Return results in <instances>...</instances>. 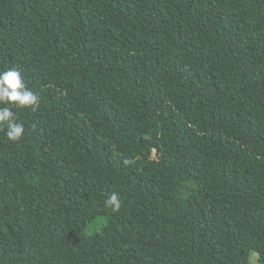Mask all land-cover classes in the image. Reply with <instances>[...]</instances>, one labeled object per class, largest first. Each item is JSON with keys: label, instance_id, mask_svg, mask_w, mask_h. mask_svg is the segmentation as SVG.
Returning <instances> with one entry per match:
<instances>
[{"label": "trees", "instance_id": "trees-1", "mask_svg": "<svg viewBox=\"0 0 264 264\" xmlns=\"http://www.w3.org/2000/svg\"><path fill=\"white\" fill-rule=\"evenodd\" d=\"M48 55L0 264H264V0H0V71Z\"/></svg>", "mask_w": 264, "mask_h": 264}, {"label": "clouds", "instance_id": "clouds-1", "mask_svg": "<svg viewBox=\"0 0 264 264\" xmlns=\"http://www.w3.org/2000/svg\"><path fill=\"white\" fill-rule=\"evenodd\" d=\"M39 102V95L28 87L19 68L11 67L0 71V126L6 127L5 135L9 141H19L25 131L23 123L18 122L12 108H35ZM104 203L105 207H110L113 211H118L121 207V200L115 192ZM249 264H254L252 257H249Z\"/></svg>", "mask_w": 264, "mask_h": 264}, {"label": "rangeland", "instance_id": "rangeland-1", "mask_svg": "<svg viewBox=\"0 0 264 264\" xmlns=\"http://www.w3.org/2000/svg\"><path fill=\"white\" fill-rule=\"evenodd\" d=\"M53 68V55H48L43 59L30 62L20 67L28 87L33 90L35 87L44 83L49 78V74ZM254 254H252L253 256ZM251 256V255H250ZM253 259V258H252Z\"/></svg>", "mask_w": 264, "mask_h": 264}]
</instances>
